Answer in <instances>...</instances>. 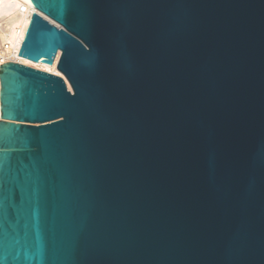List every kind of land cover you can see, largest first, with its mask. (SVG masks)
Segmentation results:
<instances>
[{
  "label": "water",
  "instance_id": "95a60500",
  "mask_svg": "<svg viewBox=\"0 0 264 264\" xmlns=\"http://www.w3.org/2000/svg\"><path fill=\"white\" fill-rule=\"evenodd\" d=\"M30 1L2 264H264V0Z\"/></svg>",
  "mask_w": 264,
  "mask_h": 264
},
{
  "label": "bare ground",
  "instance_id": "6f19581e",
  "mask_svg": "<svg viewBox=\"0 0 264 264\" xmlns=\"http://www.w3.org/2000/svg\"><path fill=\"white\" fill-rule=\"evenodd\" d=\"M33 13H37L45 19H48L52 23H55L40 11H38L30 0H0V46L2 43L7 44L6 51H1L0 48V64H3L7 61L16 62L33 67L35 69H39L56 75H61V73L56 68L59 52L57 53L54 62L50 66L44 65L41 62L32 61L18 55L20 48L19 40H23L25 28ZM2 55H4L5 58H3ZM68 87L70 89L69 84ZM1 104L2 103L0 100V106ZM1 116L2 110L0 107V120L10 122L9 119L2 118Z\"/></svg>",
  "mask_w": 264,
  "mask_h": 264
},
{
  "label": "snow or ice",
  "instance_id": "6c2138e0",
  "mask_svg": "<svg viewBox=\"0 0 264 264\" xmlns=\"http://www.w3.org/2000/svg\"><path fill=\"white\" fill-rule=\"evenodd\" d=\"M17 130L19 131L20 129ZM17 143L19 147L9 148L4 145L3 137L0 136V204H2L5 199L14 201L11 193H14L15 189L21 186L17 184L11 191L6 190L4 179L9 171L23 165L26 175L25 180L27 181L30 180L33 174L38 170L37 163L31 155L32 150L28 147V141L21 139ZM0 264H2V261H0Z\"/></svg>",
  "mask_w": 264,
  "mask_h": 264
},
{
  "label": "built area",
  "instance_id": "2783aa9c",
  "mask_svg": "<svg viewBox=\"0 0 264 264\" xmlns=\"http://www.w3.org/2000/svg\"><path fill=\"white\" fill-rule=\"evenodd\" d=\"M19 41H20V48H21V45H22V41H23V40L20 39ZM0 48H1V51H6L7 44H6V43H5V44L2 43L1 46H0ZM20 48H19V51H20ZM2 56H3V58H5L4 55H2ZM3 58H2V59H3ZM7 62H10V61H7Z\"/></svg>",
  "mask_w": 264,
  "mask_h": 264
},
{
  "label": "rangeland",
  "instance_id": "374dc122",
  "mask_svg": "<svg viewBox=\"0 0 264 264\" xmlns=\"http://www.w3.org/2000/svg\"><path fill=\"white\" fill-rule=\"evenodd\" d=\"M68 85V84H67ZM69 88V87H68Z\"/></svg>",
  "mask_w": 264,
  "mask_h": 264
}]
</instances>
